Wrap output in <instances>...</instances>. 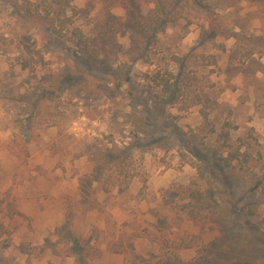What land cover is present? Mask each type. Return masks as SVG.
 <instances>
[{
  "label": "rangeland",
  "instance_id": "1",
  "mask_svg": "<svg viewBox=\"0 0 264 264\" xmlns=\"http://www.w3.org/2000/svg\"><path fill=\"white\" fill-rule=\"evenodd\" d=\"M149 6L0 0V264H264V0L182 10L145 61L131 25ZM78 31L122 72L91 66ZM191 51L207 56L186 66L199 101L159 108L143 74ZM222 129L250 146L251 176L205 160Z\"/></svg>",
  "mask_w": 264,
  "mask_h": 264
},
{
  "label": "trees",
  "instance_id": "2",
  "mask_svg": "<svg viewBox=\"0 0 264 264\" xmlns=\"http://www.w3.org/2000/svg\"><path fill=\"white\" fill-rule=\"evenodd\" d=\"M150 6L149 10L145 15H138L134 17L131 31L134 38L133 44L131 45L132 51L137 58L145 61H149L151 54L155 53L150 51L153 45L158 41V34L166 31L167 28H174L177 24V20L180 18V12L184 9L195 8L204 12L208 17H211L215 11L212 5L214 2H219L222 0H145ZM183 16V15H182ZM181 16V17H182ZM69 18L64 15L56 17L55 20V32L59 33L63 30L65 24L69 23ZM223 31H221L222 33ZM216 34L215 28L209 27L208 29L202 27L200 34V41L204 42L208 37ZM223 34V33H222ZM236 38L242 37L241 34L235 33ZM74 38L76 44L79 46L80 50L85 54L87 61L91 66L97 67L100 70L109 73L111 75H116L118 72H122L121 65H114L110 59L106 56H101L96 53V51L90 46L88 40L83 34L78 31L74 33ZM240 50L243 48V55L245 58L249 57L253 51L243 45H239ZM198 57L201 62L206 59L207 56L204 54H197L193 51L188 54L181 56L172 55V60L178 65L179 71L173 73L171 70L164 67H157L155 70L144 73L143 79L146 82L148 88H155L157 91L154 92V96L157 98V105L162 108L163 105H177L179 110L188 109L194 103L199 101V95L195 94L190 100L186 101L184 99L185 90L191 81V70L186 69L188 66V61L192 58ZM210 60L208 62L216 63V57L214 55H209ZM127 73V71H125ZM34 106V103H28ZM32 108V107H31ZM130 116L136 117V120L132 121L135 129L140 132H145L146 135L149 133L148 123L142 119V115L135 112H131ZM206 117V115H204ZM212 130V129H211ZM238 141H233L228 129L220 130L216 133L217 144L212 147L210 156L205 158L208 162L209 160L214 162V166L222 170L226 167L237 173L239 176L243 177L242 174L252 175V162L253 155L252 151L249 150L250 146L245 143V141L237 138ZM129 153L128 148L122 149L119 152L120 155H127ZM200 155V152H196ZM186 157V155H183ZM205 156V155H204ZM206 157V156H205ZM109 159V158H108ZM189 160V159H188ZM190 162V161H189ZM193 166L199 172L200 177H202L208 184L207 192H205V197L209 199L212 195V180L208 179V176L201 170L202 165L197 163H192ZM124 175V172H122ZM250 175V176H251Z\"/></svg>",
  "mask_w": 264,
  "mask_h": 264
}]
</instances>
